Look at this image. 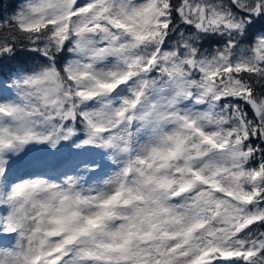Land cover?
Wrapping results in <instances>:
<instances>
[{"label":"snow or ice","instance_id":"snow-or-ice-1","mask_svg":"<svg viewBox=\"0 0 264 264\" xmlns=\"http://www.w3.org/2000/svg\"><path fill=\"white\" fill-rule=\"evenodd\" d=\"M3 10L0 264H264V0Z\"/></svg>","mask_w":264,"mask_h":264},{"label":"trees","instance_id":"trees-1","mask_svg":"<svg viewBox=\"0 0 264 264\" xmlns=\"http://www.w3.org/2000/svg\"><path fill=\"white\" fill-rule=\"evenodd\" d=\"M4 3V10L2 12L3 17H7L10 14V6H14L19 3V0H2ZM6 23V19L3 21Z\"/></svg>","mask_w":264,"mask_h":264}]
</instances>
